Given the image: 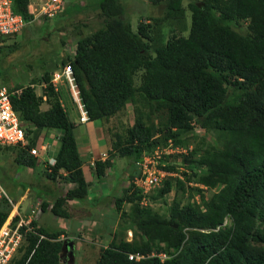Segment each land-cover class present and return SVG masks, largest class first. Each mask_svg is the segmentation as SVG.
Here are the masks:
<instances>
[{
	"label": "trees",
	"instance_id": "16d2710c",
	"mask_svg": "<svg viewBox=\"0 0 264 264\" xmlns=\"http://www.w3.org/2000/svg\"><path fill=\"white\" fill-rule=\"evenodd\" d=\"M121 1H99L103 26L80 38L74 57L63 61L73 70L89 121L106 123L131 103L135 123L114 149L117 157L133 163L169 141L183 145V138L197 128L218 133L213 145L198 148L203 151L196 161L194 151L185 157V166L192 170L197 164L199 171L184 176L219 191L204 201L203 208L176 199L169 216L162 217L141 207L139 191L131 184L115 205L118 213L125 204L132 205L133 225L127 229L134 231L135 238H114L101 250L96 264H264V0H203L201 7L192 3L189 35L173 37L154 49L151 26L141 23L134 32L120 18ZM147 1L164 5L168 20L184 18L185 0ZM29 6L30 0H13L15 13L24 17L26 25L34 20ZM2 58L0 48L3 83L8 75ZM57 69L56 63L44 67L43 96L31 85H14L22 93L13 99V106L27 137L33 136L29 148L44 130L61 132L56 164L45 175L54 182L61 177L64 183L74 184L64 196L54 195L51 209L58 217L70 218L66 204L86 200L90 184L83 171L76 125L52 83L51 74ZM45 102L50 108L44 111ZM158 134L162 136L155 139ZM17 159L29 167L37 163L26 149ZM95 167L104 177L111 160L96 161ZM159 168L171 172L177 166ZM137 175L131 176V182ZM178 185L184 188L183 181ZM157 192L159 197L171 193V180ZM47 207L44 203V211ZM9 215L0 210V226ZM37 232L46 239L29 234L13 264H62L64 230L41 227ZM154 252L170 257L161 262L149 257ZM131 253L149 258L131 261Z\"/></svg>",
	"mask_w": 264,
	"mask_h": 264
},
{
	"label": "rangeland",
	"instance_id": "374dc122",
	"mask_svg": "<svg viewBox=\"0 0 264 264\" xmlns=\"http://www.w3.org/2000/svg\"><path fill=\"white\" fill-rule=\"evenodd\" d=\"M39 1L41 0H32V3H39ZM44 1L42 0L40 4ZM99 1L66 0L63 12L55 18H35L31 24L25 26L21 34L5 38L0 45L4 53L1 64L7 72L8 81H3V83L0 81V86L20 85L26 87L31 85L39 96H43L47 86L43 80L44 67L58 64V69L51 74L53 82L55 74H62L63 69L67 66L63 65V61L74 57L78 40L92 35L103 26L105 18L98 7ZM192 3H203V0H185L184 18L177 22L168 20L164 5L154 6L147 0H122L124 14L120 18L129 22L134 32H137L138 25L141 23L151 26V35L154 40L151 42L154 49L157 46H164L173 37L189 35L191 27L190 4ZM56 82L57 93L69 118L81 120L78 104L73 97L68 81L65 77H61ZM47 106L45 103L41 108H47ZM74 111L77 112L78 117L75 116ZM136 115L133 105L129 103L124 110L106 123L101 121L104 123L108 142L106 151L108 154L105 157L111 160V167L107 170L108 176L104 179L101 178L102 181H97V178L100 179V177L95 165H92L94 190L90 188V193L96 195L97 200L100 198L97 203L100 202L101 206H91V209L86 212H75L71 206L66 205L65 208L70 213V218L58 217L52 213L51 208H47L37 217V220L43 221V228L63 230V227L66 226L65 237L74 236L70 240L79 242L80 247L77 249L75 257L71 262L65 259V264H96L101 250L108 247L114 238L128 241L135 238L134 231L127 229L133 225L130 215L132 205L125 204L122 212L118 213L115 200L123 195L125 189L130 187L131 176L136 173V169H134V163L128 158L117 157L118 151L114 148L119 137L127 136V130L134 125ZM60 135L61 132L54 129L44 130L41 133L40 138L44 139L43 143L48 146L49 155L56 154V151L59 150ZM161 136L162 134H158L155 139ZM218 136L219 134L216 132H206L204 129L197 128L193 135H186L183 138V145H175L174 142L170 145L169 141L167 146H160L162 158L160 162L164 166H177L175 171H171L172 176L166 179L171 180L172 192L164 197H159L155 190L152 194L155 195L154 200L151 198L144 207L150 208L153 213L162 217L169 216L176 199L182 205L191 204L203 208L204 201H208L219 191V188H203L197 179L187 181L184 174H196L199 167L195 164L192 170L188 169L184 159L194 151L196 155L193 160L196 161L206 147L214 144ZM32 137H29V142ZM79 142L81 143V140ZM199 147L203 150H198ZM194 148L196 149L194 150ZM22 151L23 149L17 147L0 148V186L5 193L0 198V210L9 212L10 215L17 207L19 214L25 216L29 208L27 201L34 204L37 198H41L40 192L49 190V196L52 198L54 195L64 196L68 190L73 188L67 183L62 185L63 181L61 180L60 183L58 180L61 177L57 178L55 182L48 179L45 175V167L41 166L42 163L39 164L40 159H35L37 163L30 167L20 163L17 158ZM114 177H116V181L110 180ZM179 181H183L184 188L179 187ZM102 186L104 187L101 189ZM27 187L30 190L27 194V201L20 205L17 202L20 201ZM100 189L103 192L102 197L95 192ZM88 198L90 201L93 200L90 196ZM46 200L54 201L50 198H46ZM11 201L14 202L15 208L10 203ZM99 209H103L104 212H99ZM123 212L125 216H122ZM33 224L38 226L35 221Z\"/></svg>",
	"mask_w": 264,
	"mask_h": 264
},
{
	"label": "built area",
	"instance_id": "2783aa9c",
	"mask_svg": "<svg viewBox=\"0 0 264 264\" xmlns=\"http://www.w3.org/2000/svg\"><path fill=\"white\" fill-rule=\"evenodd\" d=\"M66 0H45L43 3L31 4L30 13L34 19L38 17L54 18L63 12ZM38 5V6H36ZM26 26L24 17L15 13L13 8V0H0V44L7 37L17 36L22 33ZM65 77L68 81L74 97L77 99L79 109L81 111V121L87 120V112L84 111V105L81 104L80 94L75 82L73 70L71 66H66L62 74H55L53 85L57 88V80ZM22 88L0 86V147H17L26 149L34 158L44 159V155L48 154V146L42 140L37 141V145L29 148L30 142L27 137L26 130L23 127L18 113L13 106V99L20 96ZM161 150L158 148L153 153L144 155L142 160L135 164L138 175L133 180V185L142 196L141 206H146L150 201V197L155 190L163 187L164 181L171 176L165 170L159 168L161 161ZM56 164L54 157H49L46 162V168L49 173L52 172L53 166ZM61 183V179H58ZM62 185H66L63 183ZM73 186V184H68ZM207 188L206 186H202ZM5 195L0 186V198ZM43 212V202L37 201L31 209L27 218H20L15 223L13 218H8L0 226V264H13L18 258L20 249L27 242L29 234H36L39 238L46 239L44 235L37 232L38 227L34 226L35 219ZM64 239V237H62ZM149 257H156L161 262L166 261L170 256L167 253H153ZM140 253L130 254L129 259L140 261L146 258Z\"/></svg>",
	"mask_w": 264,
	"mask_h": 264
},
{
	"label": "crops",
	"instance_id": "0c3cea01",
	"mask_svg": "<svg viewBox=\"0 0 264 264\" xmlns=\"http://www.w3.org/2000/svg\"><path fill=\"white\" fill-rule=\"evenodd\" d=\"M40 2V1H39ZM34 4H37V2H34ZM46 100V99H45ZM46 103V102H45ZM44 103V104H45ZM48 106L47 108H43L42 110H48L50 108V105L48 103H46ZM75 113V116L78 117V114L76 111H74ZM72 120V119H70ZM75 125H76V129H75V135H76V139L78 141V149H79V152H80V155L82 157V161H83V171H84V175H85V178H86V181L90 184V188L94 190V187H93V180H94V176H93V173H92V170H91V166L94 164V162L96 161H105L107 158L105 157L106 154H108L106 151H107V147H108V142L106 140V131L104 129V123L101 122L100 120L99 121H87V122H81L79 119L78 120H72ZM79 140H81V143L79 142ZM58 151H56V154H57ZM56 154H48L49 156H53L55 157ZM41 163L43 162L42 158H41ZM39 163V164H41ZM43 166V165H41ZM133 167V166H132ZM65 174V172H64ZM108 174H106V176L104 177H101V178H105L107 177ZM101 178H97V181L101 180ZM110 180H114L116 181V177L114 178H110ZM104 186L101 187V189L103 188ZM100 190H95L96 193H99L100 196L102 197L103 196V192ZM29 189L27 187V189H25V192L24 194L22 195L20 201H18L17 203L18 204H22V203H25L27 201V194L29 193ZM94 193V191H93ZM40 195H41V198H37L34 202V204H36V202L38 200H42L43 203H49L48 204V207L47 208H52L54 201L52 202V200H46V198H50V199H54V197H50L49 196V190H46L45 192H40ZM99 196V197H100ZM43 197V199H42ZM57 197V195H56ZM59 197V196H58ZM90 197L93 198L92 201L89 200V198H87V200H84V201H68V203L66 205L68 206H71L72 210H74L75 212H86L88 211L89 209H91V206H101V203H97L98 199L97 200V196L96 195H93L90 193ZM55 200V199H54ZM28 202V212L25 214L24 217H27L29 212H30V209L33 208L34 204L30 203L29 201ZM52 202V203H51ZM11 203H14L11 201ZM32 205V206H31ZM13 207L15 208V204L13 205ZM17 207L14 209V211L12 212L11 216H15L16 214L19 216V217H23V215L19 214V212L17 211ZM17 212V213H16ZM98 212V211H97ZM99 212H104L103 209H99ZM35 222L37 223L38 227L41 228L43 227L44 224L42 220H35ZM41 225V226H40ZM67 227L64 226L63 227V230H65ZM65 234L63 236H65L67 234L66 231H64ZM131 232V231H129ZM69 235V234H68ZM67 238V237H66ZM69 238H74V236H69ZM80 247V244L79 242H75V252L77 253V249H79ZM67 256H65L64 258H62V261L65 262V259ZM70 260V258H69Z\"/></svg>",
	"mask_w": 264,
	"mask_h": 264
},
{
	"label": "clouds",
	"instance_id": "9594fccd",
	"mask_svg": "<svg viewBox=\"0 0 264 264\" xmlns=\"http://www.w3.org/2000/svg\"><path fill=\"white\" fill-rule=\"evenodd\" d=\"M40 2H42V0H41ZM40 2H39V3H40ZM39 3H37V4H39ZM31 4H34V3H32V0H30V6H31ZM199 4H201V3H199ZM30 6H29V11H30ZM54 18H55V17H54ZM68 66H69V65H68ZM32 87H33V86H32ZM54 87H55V86H54ZM55 90L58 91V88L55 87ZM73 97H74V95H73ZM44 99H46V98L44 97ZM74 99H75L76 103L78 104L77 99H76L75 97H74ZM80 100H81V104L84 105L83 102H82L81 97H80ZM78 109H79V104H78ZM79 111H80V109H79ZM84 111H86V110H85V107H84ZM80 114H81V111H80ZM81 116H82V115H81ZM87 117H88V116H87ZM80 121H81V120H80ZM87 121H89L88 118H87V120H86L85 122H87ZM81 122H82V121H81ZM85 122H84V123H85ZM39 140H42V141H43L44 139H41V138H40ZM170 145H172V142H171V141H170ZM0 148H1V147H0ZM13 148H14V147H13ZM157 149H158V148H157ZM157 149H156V150H157ZM159 149H160V148H159ZM145 155H147V154H145ZM49 157H53V156H49V155L47 154V155H44V159H42V160H43L42 164H43V166H44L45 169H46L45 171H47V168H46V162H47V160H48ZM33 158H34V157H33ZM54 158H55V157H54ZM35 159H40V160H41V158H35ZM55 159H56V158H55ZM136 163H137V162H136ZM136 163H134L133 166H135ZM161 164H162V162H160V165H161ZM93 165H95V163H94ZM54 166H55V165H54ZM54 166H53V167H54ZM163 166H164V164H163ZM134 169H136V172L138 173L137 168L135 167ZM47 172H48V171H47ZM52 172H53V168H52ZM52 172H51V173H52ZM166 172H168V173L171 174V176H172V173H171V172H169V171H166ZM48 173H49V172H48ZM60 174H64V172H61ZM169 177H170V176H169ZM164 182H165V181H164ZM63 183H64V182H63ZM68 184H71V183H68ZM132 184H133V181H132ZM202 185H203V184H202ZM163 186H164V185H163ZM203 186H205V185H203ZM73 187H74V184H73ZM206 187H207V186H206ZM134 188H135V186H134ZM207 188H208V187H207ZM135 189H136V188H135ZM136 190H137V189H136ZM159 190H160V189H159ZM157 191H158V190H157ZM139 194H140V192H139ZM140 196H141V195H140ZM152 196H153V195H151L150 199L152 198ZM141 200H142V196H141ZM41 201H42V200H41ZM42 202H43V201H42ZM10 203H11V202H10ZM11 204H12V206L14 205V203H11ZM43 204H44V203H43ZM140 205H141V202H140ZM52 207H53V206H52ZM141 207H143V206H141ZM144 208H145V207H144ZM31 209H32V208H31ZM31 209H30V211H31ZM51 209H52V208H51ZM43 211H44V209H43ZM29 214H30V212H29ZM29 214H28V216H29ZM28 216H27V217H28ZM9 217H10V218H13V219H15L16 217H18L19 219H20V218H27V217H24V216H23V217H19L17 214H16L15 216H13V217H12L11 215H9ZM9 217H8V218H9ZM8 218H7V219H8ZM19 219H18V220H19ZM35 220H36V219H35ZM13 221H14V220H13ZM14 222H15V221H14ZM17 222H18V221H17ZM17 222H15V223H17ZM37 227H38V226H37ZM38 228H39V227H38ZM128 232H129V231H128ZM62 237H64V239H63ZM60 240H63L64 243H66V242H68V241H73V240H70V238H66L65 236H61ZM73 242H74V241H73ZM74 245H75V242H74ZM105 248H107V247H105ZM155 253H156V252H155ZM131 254H135V253H131ZM75 255H76V252H75V246H74V256L71 257V256L69 255V253H65L64 257L67 256V257H66L67 260H69V258H70L69 261L71 262V260L75 257ZM129 255H130V254H129ZM64 257H62V258H64ZM62 258H61V259H62ZM131 261H135V260H131ZM140 261H141V260H140ZM62 264H65V262L62 261Z\"/></svg>",
	"mask_w": 264,
	"mask_h": 264
},
{
	"label": "water",
	"instance_id": "95a60500",
	"mask_svg": "<svg viewBox=\"0 0 264 264\" xmlns=\"http://www.w3.org/2000/svg\"><path fill=\"white\" fill-rule=\"evenodd\" d=\"M202 4H199V6L201 7ZM74 242L73 241H68L66 243H64V247L62 250V253L60 255V257H64L65 253H69V255L72 257L74 256Z\"/></svg>",
	"mask_w": 264,
	"mask_h": 264
}]
</instances>
